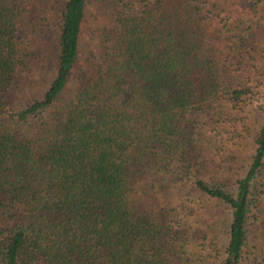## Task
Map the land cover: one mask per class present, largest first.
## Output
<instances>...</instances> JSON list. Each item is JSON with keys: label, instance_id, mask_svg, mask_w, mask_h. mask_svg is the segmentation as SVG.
I'll use <instances>...</instances> for the list:
<instances>
[{"label": "trees", "instance_id": "1", "mask_svg": "<svg viewBox=\"0 0 264 264\" xmlns=\"http://www.w3.org/2000/svg\"><path fill=\"white\" fill-rule=\"evenodd\" d=\"M262 97L264 0H0V264H264Z\"/></svg>", "mask_w": 264, "mask_h": 264}, {"label": "rangeland", "instance_id": "2", "mask_svg": "<svg viewBox=\"0 0 264 264\" xmlns=\"http://www.w3.org/2000/svg\"><path fill=\"white\" fill-rule=\"evenodd\" d=\"M94 8H95V7L89 8V12H94ZM87 28H88L87 26H84V29H83V33H84V35H86V29H87ZM260 104H261V105H264V98H263V97H262V99H261V101H260ZM220 213H221V211H220ZM220 213H219V214H220ZM219 214H218V217H220ZM221 238L223 239L224 237L221 236Z\"/></svg>", "mask_w": 264, "mask_h": 264}]
</instances>
